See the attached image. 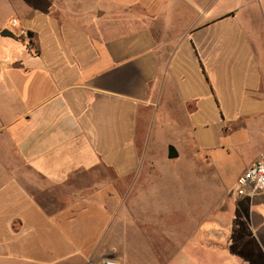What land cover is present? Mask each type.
I'll list each match as a JSON object with an SVG mask.
<instances>
[{
    "label": "crops",
    "instance_id": "crops-1",
    "mask_svg": "<svg viewBox=\"0 0 264 264\" xmlns=\"http://www.w3.org/2000/svg\"><path fill=\"white\" fill-rule=\"evenodd\" d=\"M130 9L136 19L111 36L96 27L100 5L0 0L3 185L25 262L187 264L185 231L165 227L164 204L150 206L158 187L138 181V141L160 117L178 120L196 156H264V0ZM255 197L264 227V192Z\"/></svg>",
    "mask_w": 264,
    "mask_h": 264
},
{
    "label": "rangeland",
    "instance_id": "rangeland-1",
    "mask_svg": "<svg viewBox=\"0 0 264 264\" xmlns=\"http://www.w3.org/2000/svg\"><path fill=\"white\" fill-rule=\"evenodd\" d=\"M133 2L82 0L85 8L100 5L105 10L100 12V19H96V27L106 28L111 36L117 31L114 28L119 25L124 28L136 19L130 9ZM173 115L178 117V111ZM169 121L173 124L160 117L148 139L149 128H143L138 142L144 156V169L138 181L158 187L150 193V206H158L160 201L164 204L165 227L171 233L185 231L187 264H264V227H260V213L253 203L251 206L250 198L237 195V179L249 167L248 160H240L233 151L220 161L209 159L205 153L196 156L198 150L192 141L180 138L184 128L177 126L178 120ZM169 145L176 146L179 158H168ZM3 158L0 150V264H38L35 258L25 262L18 241L11 240L10 222L18 208L10 206L9 189L3 185ZM132 180L130 177L124 182ZM174 246L171 238L167 251ZM166 257H159L161 263ZM150 258V264H156V259Z\"/></svg>",
    "mask_w": 264,
    "mask_h": 264
},
{
    "label": "built area",
    "instance_id": "built-area-1",
    "mask_svg": "<svg viewBox=\"0 0 264 264\" xmlns=\"http://www.w3.org/2000/svg\"><path fill=\"white\" fill-rule=\"evenodd\" d=\"M261 192H264V156L250 165L237 179V195L254 198ZM101 264H121V262L109 257Z\"/></svg>",
    "mask_w": 264,
    "mask_h": 264
},
{
    "label": "water",
    "instance_id": "water-1",
    "mask_svg": "<svg viewBox=\"0 0 264 264\" xmlns=\"http://www.w3.org/2000/svg\"><path fill=\"white\" fill-rule=\"evenodd\" d=\"M100 15V14H99ZM1 35L3 37H7V38H16V34L13 33L11 30L9 29H5L1 32ZM180 157V153L178 151V149L176 148V146L174 145H169V149H168V158L171 160L177 159Z\"/></svg>",
    "mask_w": 264,
    "mask_h": 264
},
{
    "label": "trees",
    "instance_id": "trees-1",
    "mask_svg": "<svg viewBox=\"0 0 264 264\" xmlns=\"http://www.w3.org/2000/svg\"><path fill=\"white\" fill-rule=\"evenodd\" d=\"M29 37H30V39L33 37V33H29ZM28 47L30 48V49H33V42L31 41V40H29V42H28Z\"/></svg>",
    "mask_w": 264,
    "mask_h": 264
}]
</instances>
